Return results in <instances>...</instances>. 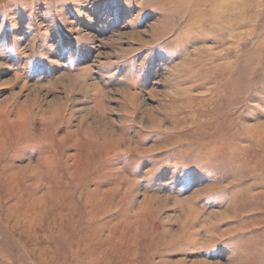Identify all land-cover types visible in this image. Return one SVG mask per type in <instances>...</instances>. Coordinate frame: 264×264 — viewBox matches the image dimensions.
Instances as JSON below:
<instances>
[{"label": "rangeland", "instance_id": "rangeland-1", "mask_svg": "<svg viewBox=\"0 0 264 264\" xmlns=\"http://www.w3.org/2000/svg\"><path fill=\"white\" fill-rule=\"evenodd\" d=\"M0 264H264V0H0Z\"/></svg>", "mask_w": 264, "mask_h": 264}, {"label": "bare ground", "instance_id": "bare-ground-1", "mask_svg": "<svg viewBox=\"0 0 264 264\" xmlns=\"http://www.w3.org/2000/svg\"><path fill=\"white\" fill-rule=\"evenodd\" d=\"M25 113H26V111H25Z\"/></svg>", "mask_w": 264, "mask_h": 264}]
</instances>
